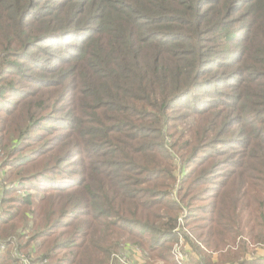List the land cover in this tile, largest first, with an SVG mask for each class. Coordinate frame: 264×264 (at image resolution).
Listing matches in <instances>:
<instances>
[{
  "label": "trees",
  "instance_id": "16d2710c",
  "mask_svg": "<svg viewBox=\"0 0 264 264\" xmlns=\"http://www.w3.org/2000/svg\"><path fill=\"white\" fill-rule=\"evenodd\" d=\"M1 167L37 264H264V0H0Z\"/></svg>",
  "mask_w": 264,
  "mask_h": 264
},
{
  "label": "rangeland",
  "instance_id": "374dc122",
  "mask_svg": "<svg viewBox=\"0 0 264 264\" xmlns=\"http://www.w3.org/2000/svg\"><path fill=\"white\" fill-rule=\"evenodd\" d=\"M190 122H191V119H185L183 121H178L176 124L177 125V131H181L182 128H184V126L186 124H190ZM172 142H173L172 138L167 139L164 145L167 148H170L169 144H171ZM170 151H169V153L172 155L171 157H172V161L174 164V166H173L174 183L172 185V188L170 189V193L172 195V197H170V199L174 203L178 204V206L180 208H185L184 207L185 205L182 203V201L180 199L183 196L185 197V191H186L185 186L189 183V182L186 183L185 180L183 179L184 178L183 174L185 171L188 170V168H183L181 159L178 158V156L173 151H171V152ZM40 167L41 166H36L35 168H33L30 171V173L31 174L37 173V171ZM1 168H0V189L3 188V184H5L6 180H7L6 178H8L4 174H2V171H4L5 169L4 168L1 169ZM6 171H8V169ZM31 174H29V175H31ZM181 186L183 187V189L181 191H179ZM7 198L14 199L15 194H11ZM0 199H1V194H0ZM36 199H37V196L35 197V200ZM33 202H34V204L32 206H29V207H20L19 209H16L14 207H10V210H8V209H5V207H7L6 204H9V203H5V205H2V201H0V211H1L0 215L3 214V211H2L3 207H4V210H8L10 212L13 211V214L15 213L14 211H16L17 212V218H19V219H21V213L23 211H26V214H27V217H26L25 221L23 222L24 224L19 223V222H15L14 224H9V225H15L14 228H12L10 226H4L5 232L8 235L4 238L5 241H3L2 243L0 242V247L2 248L0 251V255L8 254L12 258L14 264H28V262H29V264H37L35 260L37 259L38 254L42 253V249L41 250L38 249V245H36V243L35 244L30 243L28 250H25V249L22 250L19 248V246H20L19 241H21V243L24 245L28 241V239H30L33 236L34 230H35V225L31 227V223H32L31 221L34 220L37 215L41 214V212L43 210L42 204L37 203V200L33 201ZM193 204L197 205V206L203 205L199 202H194ZM186 214H188L187 211L184 213V216H183L184 219L186 217ZM38 220L39 219L37 218L36 221H38ZM185 223L186 222L183 221V227H182V230H180L181 232H184V233H186V229L184 228ZM26 224H29V225L27 226ZM3 229L4 228H2L1 231H3ZM19 234H22V236H19ZM18 238H20V239L18 240ZM189 238L195 239L191 235H189ZM5 243H6V245L4 247ZM188 246L184 242H182V244H180V246H179L178 242L174 243L171 247L172 256L177 255V258L180 259L182 254H187V257L189 258L190 250H189ZM31 247H33V250H31ZM129 247H131V246H129ZM227 248L228 247H226L225 249H227ZM201 249H203V250H201L202 251V254H201L202 257L207 256L209 254V250L205 249L203 245L201 246ZM128 250H129V248H127V250L124 252L123 257L120 258L121 264H144L143 263L144 260H143V258H141L139 253L133 252L131 250V248H130V252H128ZM137 250L140 251L139 249H137ZM36 251H39V252L36 253ZM258 255H259V257H264V247L263 246L259 247ZM184 256L185 255H182V258H184ZM214 256H216V255L213 254V257ZM173 259L175 262H177L175 260V258H173ZM150 261H152V262H150ZM150 261H147V262L151 263V264H164L161 261H158V262H153L154 260H150Z\"/></svg>",
  "mask_w": 264,
  "mask_h": 264
},
{
  "label": "built area",
  "instance_id": "2783aa9c",
  "mask_svg": "<svg viewBox=\"0 0 264 264\" xmlns=\"http://www.w3.org/2000/svg\"><path fill=\"white\" fill-rule=\"evenodd\" d=\"M1 190V189H0ZM0 194H1V191H0ZM1 212V211H0ZM185 213V212H184ZM178 221H179V223H180V225H181V228L183 227V221H182V217H180L179 219H178ZM182 242H184V240L180 237V239H179V241H178V244H179V246H180V244H182ZM133 252H136V253H139L140 254V251H138V250H136V249H131ZM182 255H185L184 256V258H182ZM181 255V257H180V259H178L177 258V255H175L174 257H175V260L178 262V263H182V262H184L185 260H186V258H187V254H182ZM113 258V257H112ZM28 264H29V262H28Z\"/></svg>",
  "mask_w": 264,
  "mask_h": 264
}]
</instances>
